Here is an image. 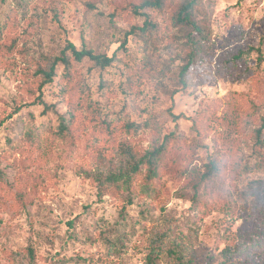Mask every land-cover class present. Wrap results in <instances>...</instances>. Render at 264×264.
Segmentation results:
<instances>
[{"label":"rangeland","instance_id":"1","mask_svg":"<svg viewBox=\"0 0 264 264\" xmlns=\"http://www.w3.org/2000/svg\"><path fill=\"white\" fill-rule=\"evenodd\" d=\"M142 2L0 0V264H145L163 231L192 264H264V200L250 188L264 179V0H203L209 42L185 76L177 3ZM148 15L157 36L138 30ZM69 41L113 62L77 60ZM62 56L42 87L39 69ZM155 152V187L140 173L101 192L100 178Z\"/></svg>","mask_w":264,"mask_h":264},{"label":"trees","instance_id":"2","mask_svg":"<svg viewBox=\"0 0 264 264\" xmlns=\"http://www.w3.org/2000/svg\"><path fill=\"white\" fill-rule=\"evenodd\" d=\"M177 3L175 6V11L172 16V22H175L177 25H182L187 29V37L188 40L182 46L183 51L186 54V63L182 67L181 74L185 76V74L195 65L200 58V54L204 53V44L209 42L208 36V25L206 18L197 19L196 14L201 13L205 15V6L203 0H143L139 7H155V8H164L167 4ZM94 6V3H93ZM157 23L147 16L144 24L138 29L142 35H148L149 37L157 36ZM127 40L122 43V46H126ZM67 49H70L72 54L75 56L77 60H82L85 57H88L94 60L97 64L106 67L109 66L113 62V57L107 55H101L94 52L92 49H78L77 46L68 42ZM255 47H250L245 51H240L238 53L233 54L231 59H228L225 63L227 68H231L232 66L240 63L246 57L250 50ZM260 53V57L263 56L262 46L255 48ZM69 64L68 58L66 56H62L60 58H56L55 60H47V68L41 67L40 73L42 74V87L54 82L55 76L57 75L58 64L60 62ZM258 67H245L246 76L258 77L256 72L258 71ZM185 82V77H183ZM258 83H261V79L258 80ZM40 99V103L47 107L45 101L42 99V95L38 96ZM240 95L236 98L230 100V107L233 106L235 102L240 99ZM175 119L181 117V115H173ZM195 124L198 123V119H194ZM62 128L67 130L68 126L64 122V118L62 119ZM1 124V123H0ZM264 124V117H263ZM1 126V125H0ZM264 125L262 129L258 130L257 142L261 141V135L263 131ZM162 152V149L158 150V154ZM156 152L152 155L153 157L149 159L140 158L137 160L134 156L132 157V162L130 163L129 170H124L120 172H110L108 176L99 179V187L102 193H106L108 187L111 186L112 190H130L132 188L133 180L137 176V174L144 175L145 184H144V192H148L152 186H156V180L159 176V162L154 160V156L158 155ZM146 166V171L143 173V168ZM218 169V166L215 161H210L208 166V172H214ZM2 176V171L0 170V177ZM250 188H253V192H258V195L264 200V179H258L251 182ZM100 192V194H101ZM109 193L111 191H108ZM248 193H251L248 190ZM73 225V222H71ZM30 250V256H33V251ZM147 255H146V263L145 264H159L158 261L160 259H164L168 264H192L193 257L188 251V243L180 236L174 235L171 231H163L160 234H157L150 245V248L147 247Z\"/></svg>","mask_w":264,"mask_h":264}]
</instances>
